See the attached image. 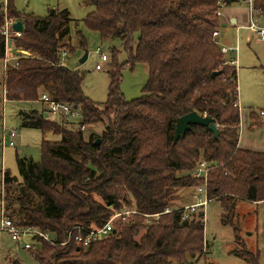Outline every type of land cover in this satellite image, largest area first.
Returning a JSON list of instances; mask_svg holds the SVG:
<instances>
[{"label": "trees", "instance_id": "trees-1", "mask_svg": "<svg viewBox=\"0 0 264 264\" xmlns=\"http://www.w3.org/2000/svg\"><path fill=\"white\" fill-rule=\"evenodd\" d=\"M13 1L7 0L6 15L23 25L22 36L13 44L31 57L20 58L17 67H9L3 76L0 85L7 100L36 103L39 93L45 92L52 100L78 109L82 124L106 120V125L99 138L84 139L81 131L65 125L66 120L48 121L44 109L24 114V125L61 139L42 141L39 163L17 158L21 182L4 174L10 218L18 226L50 232L64 241L74 225L99 228L122 214L114 222L115 232L88 248L74 242L63 247L43 243L40 251H29L35 260L39 264L197 263L203 249V208L185 220L182 211L162 213L179 208L169 207L176 190L197 186L189 173L200 158L212 166L208 199L221 201L223 223L232 226L240 242L238 225L233 223L235 203L264 202V153L238 148L234 58H226L212 37L221 26L215 16L217 0H92L94 10L84 19L86 27L102 41L120 39L129 54L120 65L112 50L107 99L101 108L84 95V76L64 64L74 53L64 43L70 32L69 13L36 17L18 12ZM254 7L264 19V0H254ZM3 21L0 7V26ZM77 46L85 49L81 36ZM3 56L0 34V62ZM136 64L147 65L148 78L142 96L126 101L119 90L121 70ZM213 72L219 75L212 78ZM190 112L211 118L218 138L207 128L192 126L174 144L177 120ZM29 192L37 194L38 203ZM155 214L159 218L146 223L145 215ZM238 254L248 264H260L258 253Z\"/></svg>", "mask_w": 264, "mask_h": 264}, {"label": "rangeland", "instance_id": "rangeland-1", "mask_svg": "<svg viewBox=\"0 0 264 264\" xmlns=\"http://www.w3.org/2000/svg\"><path fill=\"white\" fill-rule=\"evenodd\" d=\"M91 1L14 0L13 7L18 12L33 14L36 17H47L54 12L58 13L63 10L69 13L70 21L67 26L70 32L64 43L70 44L74 48V53L64 60V64L67 68L79 71L84 76L82 84L84 95L99 104L101 108L107 99V87L109 84L107 74L111 70L112 50L116 51V61L120 65L127 62L129 54L120 39L112 38L102 41L96 32L86 27L84 19L94 10ZM0 7L4 12V9L7 8V0H0ZM222 14L225 18L228 16L236 17L244 26L248 24L247 8L242 0H237L222 8ZM254 22L257 25L264 26V19L257 15L254 16ZM219 28L220 37L218 42L223 46L238 47L235 52L236 64L233 66L236 67L238 105L241 109L240 114L243 116L242 122H244L239 134L238 148L264 153V42L257 40L255 35L251 34L246 28L237 30L236 27L228 24H223ZM80 36L85 41L84 50L77 46ZM133 45H135V41ZM99 48L101 49V54L107 57L106 62H102L100 55L96 53ZM86 52V60L80 63V59L83 58ZM226 58L228 57L226 56ZM97 65L101 67L100 70L96 69ZM121 75L119 90L123 98L126 101H132L141 97V91L148 78L144 65L136 64L131 69L129 65H126L122 68ZM3 76L2 61L0 62V84ZM1 89L2 86L0 85V95L2 93ZM1 104L0 100V209L3 202L6 209L4 174L8 173L10 177L21 182L17 158L22 160L30 159L39 163L42 158V141L55 143L59 142L61 137L52 132L42 133L39 129L24 125V114H30L32 111L41 112L44 108L39 102L7 101L3 110ZM78 122L79 120H76L74 123L78 124ZM103 123L86 125L85 130L82 132L84 139H88L91 135L99 138L105 128L106 120ZM3 128L7 131H16L17 137L14 140V147L8 146V137L3 139ZM70 128L71 130L76 129V127ZM180 175H184V173ZM195 182L197 181L195 180ZM198 185L199 183L197 182ZM196 187L176 190L175 198L169 207L183 208L189 204L200 202L203 197H199ZM13 189L16 191V187ZM13 192L14 190L11 194ZM29 194L34 203L39 202V197L35 192H29ZM203 210V249L198 256L197 264H248L238 254L241 251L258 253L259 263L264 264V202L236 201L233 223L238 225L240 242L236 241L232 226L223 223V206L220 200H209ZM6 211L10 214L11 209H6ZM145 218L147 219L146 223H150L153 220H157L159 216L145 215ZM204 240L208 243L207 248H204ZM15 261L20 264H39L29 251L13 242L7 233L0 231V264H13ZM173 264L177 263L173 262Z\"/></svg>", "mask_w": 264, "mask_h": 264}, {"label": "built area", "instance_id": "built-area-1", "mask_svg": "<svg viewBox=\"0 0 264 264\" xmlns=\"http://www.w3.org/2000/svg\"><path fill=\"white\" fill-rule=\"evenodd\" d=\"M243 4L247 8V25L238 24L236 25V29L240 30L242 28H246L251 32V34L255 35L256 39L264 42V26L257 25L254 22V16L257 15L260 18H263L261 12L255 9L254 0H242ZM229 5V3H225L224 0H217V11L215 16L219 19L220 25L222 26L223 22V14L222 8ZM14 20L9 19L6 15V8L4 9V21L0 26V34L4 39V56H3V73L6 74L9 67L16 68L17 62L20 58L31 57L29 53H23L19 49H17L13 41L16 38H20L22 36V31L13 30ZM220 29V28H219ZM219 29L215 30L212 33L213 42L219 46L221 53L224 56L233 57V61L231 64H236L235 52L238 50V47H228L223 46L218 42L220 37ZM96 53L100 55V59L102 62L107 61V57L101 54V49H97ZM66 57V53L62 52V58ZM97 70H100L101 67L99 65L96 66ZM7 92L6 89L3 88L1 102H2V110L4 105L7 103ZM38 102L43 105L44 116L46 115V119L50 122H60L65 121V125L69 127H76L75 130L83 132L85 130L86 125L78 122V124L74 123L76 120H79L81 117V113L78 109L72 108V106L67 105L65 103H60L51 99V97L45 93H39ZM234 107L239 111L240 121L238 124L239 134L243 127V116L240 114L241 109L238 105V98L234 102ZM3 116V113H2ZM45 118V117H44ZM68 122V123H67ZM5 137L9 138L8 146H15V138L17 137L16 131L10 130L7 131L3 128V139ZM240 135L238 136V140ZM4 145V143H3ZM211 164L203 159H199L195 162L194 169L192 170L190 176L193 180H196L199 185L196 187V192L199 197H203V199L193 205L186 206L179 209H166L162 214L171 213L174 211H182V219L185 220L188 217L189 213L195 212L197 208H203L209 202L208 194H207V184L209 172L211 169ZM4 194V193H3ZM2 200L4 201L3 197ZM204 211V210H203ZM131 212H126V215H129ZM204 214V212H203ZM160 214L150 215L152 217H158ZM120 216V214L113 215L104 225L99 228H87L82 225H74L71 227L66 235V239L64 241H57L56 235L50 232L42 231L34 227H21L15 224L14 220H12L7 213L4 202L1 205L0 209V231L5 232L9 235L10 239L15 242L18 246H22L23 249L27 251H40L42 244L46 243L51 246H66L72 242H74L79 247H83L84 249L88 248L92 243H95L98 240H101L107 237L112 231L115 230L114 222ZM205 248V244H204ZM197 264V263H193Z\"/></svg>", "mask_w": 264, "mask_h": 264}, {"label": "water", "instance_id": "water-1", "mask_svg": "<svg viewBox=\"0 0 264 264\" xmlns=\"http://www.w3.org/2000/svg\"><path fill=\"white\" fill-rule=\"evenodd\" d=\"M13 30L15 31H22L23 25L21 21H16L13 24ZM87 58V52L84 54L83 58L80 59V63H83ZM219 75V72H213L211 77H215ZM75 108V107H74ZM46 118V115L44 116ZM192 126H200L203 128H207L209 132H211L215 138H218V129L217 126L214 124L213 120L209 117L199 115L196 112H190L178 118L175 132H174V144L179 140L182 139L187 132L192 130ZM101 140L99 139L95 144L99 145ZM115 231H113L114 233Z\"/></svg>", "mask_w": 264, "mask_h": 264}, {"label": "crops", "instance_id": "crops-1", "mask_svg": "<svg viewBox=\"0 0 264 264\" xmlns=\"http://www.w3.org/2000/svg\"><path fill=\"white\" fill-rule=\"evenodd\" d=\"M223 24H228L229 26H236V25H238V24H242L241 22H239V20L236 18V17H234V16H228L227 18H225L224 16H223V22H222V25ZM144 65V67H145V69L147 70V73H148V67H147V65L146 64H143ZM236 68V67H235ZM244 123V122H243ZM240 139V138H239ZM238 145H239V140H238ZM190 205H193V204H189V205H187V206H190ZM184 207H186V206H184Z\"/></svg>", "mask_w": 264, "mask_h": 264}]
</instances>
